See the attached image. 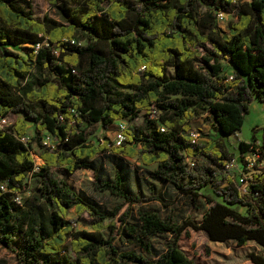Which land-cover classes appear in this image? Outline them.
I'll list each match as a JSON object with an SVG mask.
<instances>
[{
	"label": "trees",
	"instance_id": "1",
	"mask_svg": "<svg viewBox=\"0 0 264 264\" xmlns=\"http://www.w3.org/2000/svg\"><path fill=\"white\" fill-rule=\"evenodd\" d=\"M46 1L54 16L40 19L31 0H0V118L20 115L0 128V247L17 264H195L178 245L189 228L264 246V128L259 141L238 145L239 160L256 155L244 193L220 141L190 138L197 117L228 136L253 99L264 104V0ZM218 13L227 14L224 27ZM142 114V124L132 122ZM120 121L119 145L99 136ZM136 155L147 194L137 171L129 178L124 157ZM55 168L91 172L93 190L121 202L98 207ZM28 176L37 185L22 199ZM167 187L204 199L200 222L149 206L167 207ZM71 209L88 216L90 230L74 227ZM248 256L264 264V255Z\"/></svg>",
	"mask_w": 264,
	"mask_h": 264
},
{
	"label": "rangeland",
	"instance_id": "2",
	"mask_svg": "<svg viewBox=\"0 0 264 264\" xmlns=\"http://www.w3.org/2000/svg\"><path fill=\"white\" fill-rule=\"evenodd\" d=\"M32 2V11L36 18L42 19L45 15L54 16V10L48 4L46 0H31ZM225 22L221 23V26L224 27ZM20 115L9 114L4 118V122L0 121V128L9 127L15 119ZM143 114L136 117L132 122L140 125L142 124ZM207 119L204 116L198 117L195 123V127L198 130H201V136H213L215 139L220 141L223 147L227 152L234 158L232 164L228 167L229 177L237 182L242 175H252L255 170L246 167V160H239V142L252 141L253 137L258 141L262 137L263 128H264V104L260 103L257 100H252L248 104V112L244 115V120L240 131L233 135H222L221 133L213 134V129L210 128L207 123ZM204 125V126H203ZM116 130V124L112 127L110 131L99 132V136L105 135L107 138L114 139ZM210 134V135H209ZM33 136V127L31 123H27L26 137L30 138ZM36 148L35 145H32V152L35 158L36 164L40 163L38 156L34 154ZM103 163H105L104 168L108 171L111 170L110 160L106 156L103 157ZM202 160L201 162H204ZM129 178L133 181L134 171H137L139 179L143 183V190L148 193L145 189V181L150 179L148 172L145 171L140 164V160H129ZM56 172L63 176L66 181L78 192H82L85 196L90 198L96 205L102 209H110L111 207L119 204L120 199L111 196L107 192L99 193L93 190L91 186V172L77 169L72 174H68L63 168H55ZM221 174H218L220 177ZM132 183V182H131ZM37 183L35 179L31 176H28L26 183L24 185V190L22 193V199L28 198ZM204 192L211 193L210 187H205ZM163 192L165 196V202L168 204L167 207L160 205V203L152 202L149 206L157 208L160 210L162 216L172 215L173 219H184L189 217L196 222H200L202 218V212L206 208V203L203 198L196 199L195 202L187 200L186 197L177 195V193L171 188L167 187L162 189L160 193ZM136 207V206H135ZM124 210V207L119 211V214ZM241 213L245 214V208L240 207L238 209ZM68 218L73 220V225L76 229L90 230L88 225V216L83 214L82 217L78 218L75 211L71 209L68 214ZM106 234V231H105ZM157 246H160L161 241H154ZM178 245L182 252L186 254L187 257L192 259L195 264H252L248 254L250 252H255L258 254L264 255V246H260L253 241L247 242L245 245H237L232 241L228 242H219L212 241L208 238L206 233L202 230H193L191 228L187 229L183 233L178 241ZM71 256L72 253L70 252ZM0 260L5 262V264H17L13 254L6 250L3 247H0Z\"/></svg>",
	"mask_w": 264,
	"mask_h": 264
},
{
	"label": "built area",
	"instance_id": "3",
	"mask_svg": "<svg viewBox=\"0 0 264 264\" xmlns=\"http://www.w3.org/2000/svg\"><path fill=\"white\" fill-rule=\"evenodd\" d=\"M217 18H218V21L220 23H223L227 19V14H225V13H218L217 14ZM72 42H74V41L72 40ZM151 116L156 117V114L154 112H152ZM0 121L4 122V118H0ZM125 127H126V124L123 121L118 122V126H117V129H116V133H115L114 139H112V141L114 142V145H119L123 141V139H124V133H123V131H124V128ZM161 130L162 131L164 130V127L163 126L161 127ZM190 138H191V142L197 143L198 140H199V138H200L199 132L197 130H192L190 132ZM21 140L25 142L26 141V138H21ZM42 142L46 146H52L51 138H50L49 135L43 136ZM233 160H234V158L230 159L227 162V165H226L227 168L232 164ZM243 160H246L244 162L246 163V167L247 168H250V166L252 165V169H253V165H254L255 160H256V155L255 154L248 153V154L244 155ZM186 162H187V164H188V166L190 168L195 165V160L193 158H186ZM228 176H229V174H228ZM249 178H251V175H249V176L242 175L239 178V180L236 182V184L238 186V189L242 193L246 192V190L248 188V179ZM16 199L18 200L19 198L17 197Z\"/></svg>",
	"mask_w": 264,
	"mask_h": 264
},
{
	"label": "crops",
	"instance_id": "4",
	"mask_svg": "<svg viewBox=\"0 0 264 264\" xmlns=\"http://www.w3.org/2000/svg\"><path fill=\"white\" fill-rule=\"evenodd\" d=\"M204 116V115H203ZM200 118V117H199ZM197 119H198V117L197 118H195V119H193L192 121H191V131L192 130H197L200 134H201V130H198L197 129V127H195L194 125H195V123L194 122H196L197 121ZM206 124H209V126H210V128H212L211 127V124H210V122L209 121H207V123ZM204 126V125H203ZM110 131V130H109ZM115 133H116V130H115ZM213 134H215V132L213 131ZM210 135V134H209ZM115 136V135H114ZM215 135H213L212 137L211 136H201L200 135V138H199V140H198V143H201V144H207L208 142H210L211 140H214V137ZM124 160H140L139 158H138V156L136 155V156H134V157H124ZM140 164H141V162H140ZM142 165V164H141ZM142 167H144L143 165H142ZM149 167H151V166H149ZM153 167H154V165H153Z\"/></svg>",
	"mask_w": 264,
	"mask_h": 264
}]
</instances>
